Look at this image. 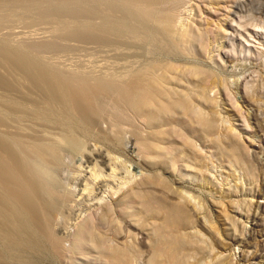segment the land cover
Masks as SVG:
<instances>
[{
	"label": "rangeland",
	"instance_id": "rangeland-1",
	"mask_svg": "<svg viewBox=\"0 0 264 264\" xmlns=\"http://www.w3.org/2000/svg\"><path fill=\"white\" fill-rule=\"evenodd\" d=\"M11 1L14 2L10 7L0 8V45H6L8 42L18 45L20 49L15 48V51L23 53L39 66L45 65L43 62L45 61L46 66H50L51 72L70 76L77 70H84L88 73L98 74L99 79L107 81L111 75L128 76L133 68L145 65L144 67H148L154 74L165 73L171 77L175 76L176 79L174 78L170 84L171 86L177 85L178 88L185 89L183 86L185 84L197 90L201 88V85L208 84L210 81L203 71L207 64L204 57L206 54L202 50L206 43L207 20L204 8L207 0H170L166 4V7L174 9L175 31H178L180 22L190 20V23L192 21L198 23L197 26L199 25L201 34L195 42L194 53H188L183 49L176 35L174 38L161 28V31L159 30L161 37L159 39L152 38L147 32L148 30L136 24L139 20L135 21L137 18L131 13H124L117 9V15L121 19H116L114 11L108 7L109 0H85L81 6L71 4L70 7L63 4L59 11L46 10L49 0ZM110 9L113 11V15ZM122 14L129 16L125 18L126 16H122ZM144 20L140 21L147 29L151 30L154 27L152 23ZM127 21L130 23L128 24ZM112 35L117 38L116 41L111 40ZM147 64L151 66H147ZM5 65L0 63V73L4 76L7 75L5 76L7 80L13 86L16 85L15 89L19 83L24 88L20 84L18 90L11 89L7 92L0 90V113H7L9 117L6 123L7 127L0 126V131L8 138L15 140L14 145L19 147L13 146L14 149L17 152L18 150L22 151V154L18 153L30 156V159H37L30 150L32 144L50 138L58 139L59 135L70 134L82 139L84 147L77 151L66 143L61 144L58 148L60 159H57L51 167L53 177L49 178V181L52 179L50 182L51 184L53 182L52 185L57 191L58 205L51 215L49 214V220L54 227L53 230L59 233H52L51 228V231L47 228L38 233L25 213H22L18 207L0 204V216L4 218L1 220L2 217H0V261L4 260L5 264H106L104 260L98 258L100 256H98V252H95V249L94 251L90 249L88 242L80 246V250H78L80 252L61 248V246H67L71 239V236L66 235V232H73L76 229V224L84 219L88 224H93L101 236L116 240L121 248L125 249L126 254H124L125 258L122 264H149V260L153 258L156 236L151 234L153 226L148 223L149 219L143 212L142 203L152 196L175 203L179 194L178 191L175 192L176 187L178 190L194 194L212 210L209 224L203 223L202 218L194 216L192 210H189L191 214L186 217L183 225L189 234L192 231L190 226L195 222L207 231V236L213 237L209 225H214L222 234L227 247L229 246L224 250L225 254L230 255L232 252L230 257H226L224 251L220 254V256L224 254L223 256L228 259L224 260L229 262L228 264H264V258L249 259L247 256L249 253H264V212L262 211L256 220L247 221L242 217L240 220H243L246 230H241L242 226L239 222L233 231L229 221L224 220L220 212V205L216 204L220 203L219 193L215 190L209 192L211 184L203 186L199 181L191 180L186 176L179 177L175 173V143L178 144L181 141L170 128L171 125H174L175 114L162 113L160 118H163L161 119L156 116L157 118L153 120H146L142 111L135 113L125 99L118 98L114 93L103 91L92 81H89L88 87L81 86L82 99L76 102L75 108L70 104H75V102L68 103L65 100L64 107H55L46 111L42 104L43 101L39 97L40 92L26 86L18 76V71L5 67ZM13 78H15V82ZM54 81L57 83L56 79ZM26 87L33 92H29L30 98L34 99L32 102L39 107L35 105V110H33L26 105L20 104L18 107H13L7 104L16 96L20 97L21 93L23 94L27 89ZM196 90L192 92V99L198 103L199 97H196ZM94 94H97L98 102L92 96ZM35 100L41 103L39 104ZM114 106L119 112H114ZM249 106L250 109H254L253 112L257 115L252 121L257 127L260 141L264 142V105L260 106V102L255 100ZM4 108H11V112ZM26 108L28 110H25ZM83 110L92 114L91 126L81 120ZM167 114L171 119L166 117ZM27 115L31 117H27ZM45 116L46 118H44ZM209 118L217 123V117L211 115ZM159 119L162 122L158 121ZM178 121L182 127H188L185 122ZM234 122L241 125L238 120ZM158 128H164L167 132L158 133L160 135L150 132V130L155 132ZM217 130L216 124L210 128L211 138L215 137ZM191 135L198 142L204 141L199 134L191 132ZM148 139L158 140L164 146L163 149H159L160 158L152 159L148 156L147 148L144 147L145 142L149 141ZM9 143L11 144V141ZM168 145L173 146V150H170L171 153H166ZM210 145L213 146L212 142ZM189 148L191 149V146ZM189 148L185 150L189 151ZM207 150L215 151L214 148L209 147ZM215 155L217 158L219 157V153L215 152ZM196 156L198 157L197 167L203 166L201 157L198 154ZM171 158L174 159V163ZM213 159L215 163H219L223 158L218 160L214 157ZM86 160L93 161V164H88ZM86 164L92 165L99 173L94 178V182H92L90 174L86 172ZM223 165L221 170L223 169V174H225L228 172V166L226 162H223ZM128 174H134V177L130 180L126 179L125 176H129ZM88 184L93 187H86L83 191L84 185ZM260 191L261 196L258 199L264 205V185L261 186ZM0 193L4 195L1 189ZM107 195L113 200L112 209L98 207L100 198L107 197ZM225 203L229 213L238 216L235 207L228 204L226 200ZM4 222L5 224H3ZM246 231L252 233L254 238ZM17 235L25 239L26 245L16 241L15 236ZM234 236L238 237L242 241L241 243L250 241V248L244 249L240 242L239 245L230 244ZM148 237L151 238L150 243ZM52 239L55 243L52 242ZM184 247V252L189 253L186 258L187 264H193L200 260H209V264L218 262V260H214L213 254L209 256L211 253L206 248L195 249L197 245L191 242H186ZM242 250L245 252L243 253ZM227 251L230 252L227 253ZM192 252L194 253L192 254ZM155 262L161 264L157 258Z\"/></svg>",
	"mask_w": 264,
	"mask_h": 264
},
{
	"label": "bare ground",
	"instance_id": "bare-ground-1",
	"mask_svg": "<svg viewBox=\"0 0 264 264\" xmlns=\"http://www.w3.org/2000/svg\"><path fill=\"white\" fill-rule=\"evenodd\" d=\"M109 1V6H107L112 8L116 19L120 18L117 15V9H120L124 13H131L137 18L135 21L139 20L136 24L148 30L147 32L152 38L159 39L161 37L159 30L163 29V31L165 30V32L174 38L176 35L179 43L188 53H194L195 42L201 34L200 27H198L199 25L197 26L198 23H194L193 21L190 23L189 20L187 22H180L178 24V31H175L174 9L166 7V4L170 0ZM13 2L11 0H1L0 8L10 7ZM83 3H85V0H49L46 4V10L59 11L60 6L63 4L70 7L71 4L81 6ZM205 6V11L204 9L203 11L207 20L206 43L202 50L206 54L204 57L207 65L203 71L207 74L210 81L208 84L201 85L200 89H195L196 97H199L198 103L192 99V92H195V90L191 86L184 84L185 89L178 88L177 85H174L175 87L171 86L170 83L174 78L176 79L175 76L171 77L165 73L154 74L148 67H144L145 65L140 67L135 66L136 68H133L128 76L119 77L111 75L107 81L99 79L98 74L88 73L84 70H77L75 73H71L70 76H65L59 72H51L50 66H46L45 61H43L45 64L43 66L35 64L23 53L15 51V48L20 49V47L12 45L10 42L6 43V45H0V63L6 64L5 67L10 69H16L18 76L25 82L26 86L40 92L39 97L43 101L42 104L46 111L55 107H64L65 100L68 103L70 101L75 102V104L70 103L71 107L75 108L76 102L82 99L81 86L88 87L87 84H89V81H92L94 85L99 86L103 91L114 93L118 98L125 99L135 113L136 111H142L145 114L146 120H153L157 118L156 116L160 118L162 113L175 114V116L172 115L175 118L174 125H171L170 128L181 139L178 144L175 143V173L179 177L186 176L189 179L191 178V180L199 181L203 186L211 184L209 192L215 190V192L219 193L220 203L216 204L220 205V212L224 220L226 222L229 221L233 231L240 222L242 226L241 230L243 231L246 230V225L243 226V220H240L242 217L247 221L256 220L262 211L264 212V205L258 199L261 196V186L264 185V142L260 141L257 127H255L256 125L252 121L257 115L253 112L254 109H250L249 106L255 100L260 102V106L264 105V0H207ZM113 11L112 15L114 14ZM140 20L151 22L154 27L150 25L152 28L149 30L150 28L147 29ZM111 40L116 41L117 38L112 35ZM147 66L151 65L147 64ZM5 76L0 73V90L7 92L8 90L15 89L14 86L16 85L13 86ZM55 79L57 83L54 81ZM20 84H17L18 87H20ZM18 87L15 90H18ZM21 87L23 88L22 84ZM29 92L33 93L27 88L23 94L21 93V96L19 95L20 97L17 98L16 96L7 104L13 107H18L20 104L26 105L35 110L36 104L32 102L34 99L30 98ZM97 94L92 96L98 102ZM1 95L3 96V94ZM11 96L13 97V95ZM217 106L219 107L216 108ZM36 107L39 106L36 105ZM118 107L117 109H119ZM4 109L11 112V108H8L9 110L7 108ZM25 110L28 109L26 108ZM113 110L114 112H119L116 110V106H114ZM211 115L217 117V123L209 118ZM27 117L31 116L27 115ZM166 117L169 119L170 116ZM8 118L7 113H0V126L7 127ZM19 118L21 119V117ZM92 119L93 116L89 111H84L81 114V120L89 126H91ZM178 120L185 122L188 127H182ZM235 120L240 121L241 125L235 123ZM215 124L218 130L215 137L211 138L209 130ZM148 128L150 129V127ZM164 128L156 129L155 132L157 133L151 130L150 132L160 135L167 132ZM145 131L148 132L147 130ZM191 132L199 134L204 141L198 142L191 135ZM148 140L144 146L147 148L148 156L152 159L160 158L159 149H163L164 146L158 140ZM211 142L213 146L210 145ZM14 143V139L8 138L0 131V189L5 195L0 193V204L18 207L22 213H25L38 233L43 232L47 228L49 230L51 228L52 233H55L57 231L53 230L54 227H52L49 220V214L51 215L58 205V194L52 185L53 182L52 184L50 182L52 179L49 181V178L53 177L51 167L57 159H60L58 157V148L61 144L66 143L79 151L84 147L83 140L70 134L59 135L58 139H45L40 143L33 142L34 144L30 146V150L36 155L35 158L37 159H30V156L21 155L22 151L18 150L21 153L19 154L13 147L16 146ZM189 146H191V149ZM208 147L214 148L215 151L207 150ZM167 148L166 153H171L170 150H173V146L168 145ZM186 148L190 150L186 151ZM215 152L219 153L218 158ZM197 154L201 157L203 166L197 167ZM214 157L218 160L221 157L223 159L219 163H215ZM171 160L174 163V159L171 158ZM86 162L93 164L91 160H86ZM223 162H226L228 166V172L225 174H223V169L221 170L224 167ZM88 164H86V172L90 174L93 180L91 181L94 182V178L99 173H97L92 165ZM133 177L134 174L125 176L129 180ZM91 186L93 187L91 184L90 186L89 184L84 185L83 189H81L84 191L86 187L91 188ZM176 191L179 194L175 203L159 197L154 198L153 196L147 198L142 203L143 212L147 219H149L148 223L153 226L151 234L156 236V245L153 246V258L149 260V264H158L155 262L156 258L161 261V264H187L186 258L189 253L184 252L186 242L197 245L195 249L198 250L199 248H206L211 253L209 256L213 254L214 260H218L214 264H228L229 262L227 263L224 259L230 257L232 252L231 254L229 253L230 255L225 254L224 250L229 248V246L227 247L222 234L216 226L209 225L213 237L207 236V231L195 222L190 226L192 229L190 234L183 226L186 217L191 214L189 210H192L194 216H197L199 219L202 218L205 224L210 223L212 210L194 194L178 190L175 187ZM105 194L107 193L105 192ZM100 199L98 207L112 209V198L107 195V197L102 196ZM225 200L228 204L235 207L238 216L229 213ZM2 219L4 218L2 217ZM248 234L254 238L252 233L248 232ZM66 235L71 236V239L67 246H61L63 250L70 251L73 249V251L77 250V252H80L78 251L80 250V246L88 242L87 244L90 249L92 251L95 249V252H98V256H100L98 258L104 260L106 264L124 263L125 249L121 248V245L116 240L101 236L96 227L91 223L88 224L84 219L76 224V229L73 232H66ZM15 239L18 243L26 245L25 239L19 237V235L15 236ZM150 239L148 237V242ZM52 242L55 243L54 239H52ZM239 242L241 243L242 241L234 236L230 244L239 245ZM249 242L244 241L241 243L242 247L244 249L250 248ZM254 244L256 245V242ZM222 251L227 255L226 257L223 256L224 254L220 256ZM242 251L243 253L245 252L244 250ZM247 256L249 259L257 257L260 260V258H264V253H249ZM226 260L228 259L226 258ZM208 261L200 260L193 264H209ZM3 262L0 261V264H5Z\"/></svg>",
	"mask_w": 264,
	"mask_h": 264
}]
</instances>
